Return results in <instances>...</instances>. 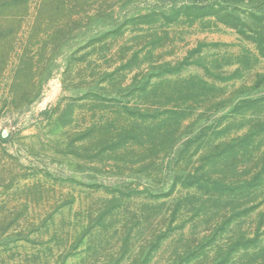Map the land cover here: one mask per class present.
Masks as SVG:
<instances>
[{
  "label": "rangeland",
  "instance_id": "1",
  "mask_svg": "<svg viewBox=\"0 0 264 264\" xmlns=\"http://www.w3.org/2000/svg\"><path fill=\"white\" fill-rule=\"evenodd\" d=\"M0 264H264V0H0Z\"/></svg>",
  "mask_w": 264,
  "mask_h": 264
}]
</instances>
